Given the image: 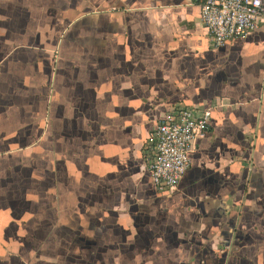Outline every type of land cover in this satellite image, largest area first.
Instances as JSON below:
<instances>
[{
  "label": "crops",
  "instance_id": "0c3cea01",
  "mask_svg": "<svg viewBox=\"0 0 264 264\" xmlns=\"http://www.w3.org/2000/svg\"><path fill=\"white\" fill-rule=\"evenodd\" d=\"M180 106L208 127L159 192L142 146ZM0 264H264V24L215 45L194 0H0Z\"/></svg>",
  "mask_w": 264,
  "mask_h": 264
},
{
  "label": "built area",
  "instance_id": "2783aa9c",
  "mask_svg": "<svg viewBox=\"0 0 264 264\" xmlns=\"http://www.w3.org/2000/svg\"><path fill=\"white\" fill-rule=\"evenodd\" d=\"M215 45L249 34L264 24V0H194ZM210 110L180 106L163 114L143 146V163L159 192L175 187L190 166L194 141L205 135Z\"/></svg>",
  "mask_w": 264,
  "mask_h": 264
},
{
  "label": "rangeland",
  "instance_id": "374dc122",
  "mask_svg": "<svg viewBox=\"0 0 264 264\" xmlns=\"http://www.w3.org/2000/svg\"><path fill=\"white\" fill-rule=\"evenodd\" d=\"M60 30H61L60 28H53V33H56V32L59 33Z\"/></svg>",
  "mask_w": 264,
  "mask_h": 264
}]
</instances>
